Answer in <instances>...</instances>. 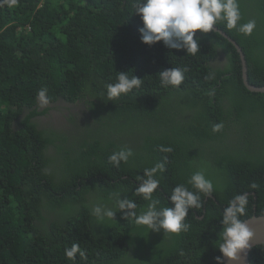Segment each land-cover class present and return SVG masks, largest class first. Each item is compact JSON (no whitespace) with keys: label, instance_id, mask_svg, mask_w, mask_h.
Segmentation results:
<instances>
[{"label":"trees","instance_id":"trees-1","mask_svg":"<svg viewBox=\"0 0 264 264\" xmlns=\"http://www.w3.org/2000/svg\"><path fill=\"white\" fill-rule=\"evenodd\" d=\"M138 2L0 0V264H216L228 202L246 193L240 219L264 215V92L247 89L238 52L214 29L197 31L196 54L142 43ZM239 6L241 23L257 21L252 35L216 27L241 47L248 83L264 86V0ZM171 67L188 71L164 88L159 72ZM121 71L142 86L109 101L105 85ZM44 87L49 104L40 108ZM217 123L224 127L213 132ZM125 146L134 155L116 168L108 156ZM165 157L153 193L162 206H173L178 184L195 191L187 184L195 171L215 188L189 210L188 231L154 232L118 210L110 221L91 215L95 204L113 207L114 191L146 207L136 176ZM74 243L84 258H66ZM249 260L264 264L263 244Z\"/></svg>","mask_w":264,"mask_h":264},{"label":"clouds","instance_id":"clouds-1","mask_svg":"<svg viewBox=\"0 0 264 264\" xmlns=\"http://www.w3.org/2000/svg\"><path fill=\"white\" fill-rule=\"evenodd\" d=\"M14 6L16 0H4ZM135 14L139 15L142 27L138 29L142 43L152 46L157 42H163L168 49L186 50V53L196 54L199 50V38L197 31L209 33L213 31L217 24H225L229 30L235 29L245 36L253 34L257 26L255 19H249L246 23H241L244 19L239 6V0H139L135 6ZM187 67L168 68L159 72L160 84L162 87H177L184 80ZM127 72H116L114 82L107 83L106 94L109 101H113L142 86V79L136 75H129ZM211 77V74H210ZM47 88H41L37 93L38 107L44 108L49 104L46 95ZM223 123L213 125V132H220ZM160 151L171 153V147L160 146ZM134 151L129 147H119L108 156V162L119 168L121 163L127 164L133 157ZM167 157L162 162L155 163L152 167L145 168L143 175H137L138 186L134 195H139L147 205L137 211V203L125 196L123 199L120 191L110 193V200L114 201L113 207H108L103 203L93 205L91 215L98 222L110 221L114 219L117 210L124 213L125 218H131L137 226H147L154 232L163 230L165 234H179L186 232L190 224L185 222L190 209H200L202 207L201 195L210 196L214 191L211 179L207 178L205 170L201 169L191 174L187 181L193 190L186 184L176 185L168 196V201L173 205L162 206L160 200L153 196L160 185L159 174L165 171ZM256 188V184L251 185ZM248 203V195L237 194L224 208L220 223L222 230L219 232L218 249L222 254L215 257L216 264H224V259L240 261L241 254L251 247L250 241L256 239L254 231L249 224L240 219L245 215V208ZM66 258L75 260L77 253L81 258L85 257V252L78 243H74L70 248L64 250Z\"/></svg>","mask_w":264,"mask_h":264},{"label":"water","instance_id":"water-1","mask_svg":"<svg viewBox=\"0 0 264 264\" xmlns=\"http://www.w3.org/2000/svg\"><path fill=\"white\" fill-rule=\"evenodd\" d=\"M214 30L218 31L221 35H223L235 47L236 51L238 52L240 61H241V66H242L241 75L244 80V85L247 87V89H249L250 91H255V92H264V86H254L248 83L246 59H245V55L241 47L239 46V44L234 39H232L230 36H228L226 32L217 28L216 26H214ZM244 221L247 222L249 226L251 227V229L254 231L256 235V239L253 241H250L251 247L249 249H246L241 254L240 261L236 262V261H232V260L225 258L224 264H250L249 252L251 248L256 245H261V244L264 245V215L253 214L252 216H250Z\"/></svg>","mask_w":264,"mask_h":264},{"label":"flooded vegetation","instance_id":"flooded-vegetation-1","mask_svg":"<svg viewBox=\"0 0 264 264\" xmlns=\"http://www.w3.org/2000/svg\"><path fill=\"white\" fill-rule=\"evenodd\" d=\"M59 116H60L59 110H56L55 112H52V119L56 121L55 125H57V126H58V123H59V126H60Z\"/></svg>","mask_w":264,"mask_h":264},{"label":"bare ground","instance_id":"bare-ground-1","mask_svg":"<svg viewBox=\"0 0 264 264\" xmlns=\"http://www.w3.org/2000/svg\"><path fill=\"white\" fill-rule=\"evenodd\" d=\"M242 80H243V77H242ZM243 83H244V80H243Z\"/></svg>","mask_w":264,"mask_h":264}]
</instances>
